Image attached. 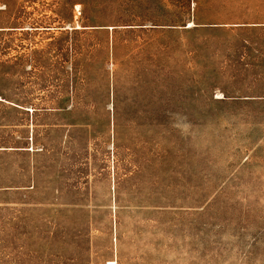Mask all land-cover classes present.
Returning <instances> with one entry per match:
<instances>
[{
  "label": "rangeland",
  "instance_id": "obj_1",
  "mask_svg": "<svg viewBox=\"0 0 264 264\" xmlns=\"http://www.w3.org/2000/svg\"><path fill=\"white\" fill-rule=\"evenodd\" d=\"M0 98V264H264V0H0Z\"/></svg>",
  "mask_w": 264,
  "mask_h": 264
},
{
  "label": "bare ground",
  "instance_id": "obj_2",
  "mask_svg": "<svg viewBox=\"0 0 264 264\" xmlns=\"http://www.w3.org/2000/svg\"><path fill=\"white\" fill-rule=\"evenodd\" d=\"M189 26H191V24H189ZM108 264H115V262L110 261V262H108Z\"/></svg>",
  "mask_w": 264,
  "mask_h": 264
},
{
  "label": "crops",
  "instance_id": "obj_3",
  "mask_svg": "<svg viewBox=\"0 0 264 264\" xmlns=\"http://www.w3.org/2000/svg\"><path fill=\"white\" fill-rule=\"evenodd\" d=\"M0 100H2V99L0 98Z\"/></svg>",
  "mask_w": 264,
  "mask_h": 264
}]
</instances>
